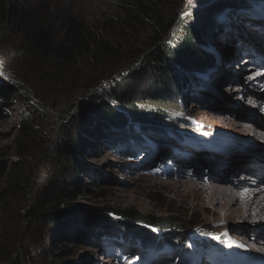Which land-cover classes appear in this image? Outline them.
<instances>
[{
  "label": "rangeland",
  "instance_id": "rangeland-1",
  "mask_svg": "<svg viewBox=\"0 0 264 264\" xmlns=\"http://www.w3.org/2000/svg\"><path fill=\"white\" fill-rule=\"evenodd\" d=\"M205 2V0H158L153 6L159 12V21L144 20L137 24L127 21L126 27L117 28L119 22L117 0H40L33 5L32 13L41 16L59 37H62L71 26H78L85 34L86 44L94 47L93 43L106 41L111 51L109 58L94 57L99 63H103L102 70L89 53L80 55L73 62L68 63L54 78H51L44 59L32 49L27 39L10 31H0V88L7 95L4 100H0V164L5 165V170L0 169V194L7 193L4 201L0 199V252H10L14 258L21 259L24 264H126L127 261L123 260L122 255L134 256L138 253L141 244L144 247H149L147 245L151 244L149 238L144 239L143 236L136 234L137 229H144L154 235L160 233L164 237L176 235L179 239L180 234L186 236L189 241L204 244L206 247H210V243L225 242L227 245L223 251L227 252L229 246L232 249H239L238 244L242 243L240 235L243 233L232 229L235 226L248 228L247 234L250 237L243 243L247 248L240 249L254 252L250 249L258 248L250 244L256 243V241L252 242L255 231L248 227L252 221L227 220L203 212L185 215L174 206L172 201L175 196L172 192L163 186L152 185L144 180L145 176H152L155 180L172 182L176 179L193 178L195 174L204 172L203 170L216 172L214 169L225 176L226 172L223 169L226 164H222L218 159L221 166L218 167L216 162H203L202 157L196 154L176 156L168 148L159 149L151 159L143 162V154L154 152L149 145L140 147L137 143L145 142L146 139H136L137 144L128 135L119 139L122 134L130 131L135 135L142 133L139 126L141 122L139 119L142 118L149 120L144 122L147 124L145 131L155 139L162 137L165 142L166 140L173 142L172 144L167 142L173 147L178 143L174 142L173 131L178 132L179 127H189L191 124L196 128L219 133V137L224 141L232 142L231 145L236 149L237 140L234 133L241 130L233 131L234 127L245 129V133L249 130L251 135H256L257 130L259 137L260 134L261 136L264 134V130L248 122L249 112L246 110L248 108L254 110V107L244 103L247 101V98L242 100L244 92L230 91L226 88L229 83L225 81L230 76L229 71L237 76H242L246 72L244 69L246 64L238 67L235 64L238 60L235 56L240 51L256 50V46L260 49L256 42H253L256 46L252 43L251 34L264 37V21H259L260 23L253 27L246 19H240L243 18L244 13L230 5L233 4V0H222L207 12H204L202 6ZM52 9L60 11L59 21L51 20L49 13ZM177 15L178 19L174 25L164 32L161 24L167 26ZM186 21H190V24L197 23L199 42L206 44L199 46V49L206 58L204 61L210 62L212 59L211 65L189 70L175 67L172 76L174 74L177 76L171 79V74L166 73L168 70L162 69L163 67L157 69L156 66L150 67L141 59L137 63L134 62L132 57L135 52L147 51L151 42L157 38L161 39L160 42L162 39L163 42H167ZM157 34L161 37H157ZM122 46L125 47L121 49ZM258 53L262 56L263 52ZM194 63L196 64L191 62ZM261 63H264V60ZM105 72L112 75L106 76L108 79L101 84L102 89H105L104 95L112 97L114 94L122 95L123 98L137 103L139 112H142L140 117L109 100L107 104L112 106V109L119 110L125 124L117 125L118 127L109 123V125L105 123V126L98 124L96 121L98 115L90 111L88 99L94 94L86 96L83 83ZM201 73L211 76L204 79ZM263 78L255 79L259 83ZM189 80L192 82L190 83ZM250 87L259 95H264V91L260 93L264 86H257L258 89L252 85ZM170 92H176L180 97L176 104L162 107L152 105L154 103L149 96ZM232 96L233 99L234 96L239 98L238 104L233 103L234 100L230 99ZM41 99H44L43 102ZM214 101L219 105L222 101L229 110L221 113L214 107L203 104ZM99 106L103 107L98 105L96 108ZM256 110L258 115V108H255L253 113L256 114ZM29 113L30 117L36 116L31 125L34 133L23 134L22 122ZM88 113L92 117H89ZM259 115L258 117L263 120L261 117L264 118V114H261V117ZM217 116L226 118L225 126H218L219 121L215 120ZM232 121L247 125H234ZM82 130L88 132L87 145L83 151L75 154L81 165L78 168V182L72 186L75 196L70 201L69 218L74 217L82 221L85 215L89 218L91 212L103 214L114 222H125L127 226L108 228L109 232L106 234L108 236L95 241L93 246H89L90 243L85 239L67 242L63 238L64 235L54 241L60 234L59 230L54 228L49 230V236H44L45 241L42 243L45 224L42 221L31 222L30 218L24 217L25 210L33 202L35 193L39 191L52 193L53 187H58V177L54 168L61 165L48 164V157L53 149L51 144L58 142L61 135L73 132L76 135V142L77 136L82 135ZM100 131L109 133L108 138L98 136ZM222 134L225 137H222ZM260 140L263 142L262 139ZM251 141L253 142L252 139ZM160 144L165 145L164 142ZM242 144H246L247 149L240 148L237 149L238 151L235 149L230 156L233 165L228 167L229 175L236 170L238 163L242 164L246 161L252 164L255 156L264 153L262 144L255 145V148L259 146V150L254 154H250L248 150L249 143L243 141L240 145ZM165 161L167 163L165 170L160 169ZM179 161L183 168L187 169L185 175L175 171ZM199 178L205 181L207 176L202 174ZM260 186L263 188L264 184ZM1 196L2 194L0 198ZM108 208L118 212L129 211L140 216H149L156 221L154 224L132 223L116 213L104 215L107 213L104 210ZM256 218L262 220L257 223H264L263 217L256 216ZM68 226L69 224L64 225L63 232L68 230ZM157 227L163 230L160 231L161 228ZM217 235L222 237L218 238ZM177 241L170 244L173 245L174 252L157 256L151 259L150 264H181L183 262L180 258L181 253L177 252L176 248L180 243ZM153 242L155 245L159 244L158 240ZM54 245L61 249L57 252L59 256L56 258L52 257L55 253ZM216 252L218 251L212 249L210 256L213 254L217 256ZM207 254L209 255L208 252ZM224 255L230 260L231 255L229 256L228 253ZM251 259L252 256L248 255V260ZM45 260L53 263H44ZM189 262L191 260L186 259L183 264Z\"/></svg>",
  "mask_w": 264,
  "mask_h": 264
},
{
  "label": "trees",
  "instance_id": "trees-1",
  "mask_svg": "<svg viewBox=\"0 0 264 264\" xmlns=\"http://www.w3.org/2000/svg\"><path fill=\"white\" fill-rule=\"evenodd\" d=\"M39 1L40 0H0V31H10L15 34H20L25 39H27L32 45V49L38 52V55L44 59L45 63L47 64V70H49L51 74V78L57 76L60 71H63L68 63L73 62L80 55H88L89 53L91 54V58H93L97 63V66H99L102 70V68H104L103 63H99V61L95 58H97L98 56L109 58V56H111V51L109 50L110 47H108L107 42L101 41L93 43L95 44L94 47L86 44V38L84 36L85 34L78 26H69L70 28L64 32L63 36L59 37L52 26H48V23L43 20L41 16L36 15V13H32L31 9L34 8L33 5L37 4ZM117 1L119 2L117 3V13L119 15L117 28H123L124 26L126 27L127 21L137 24L138 22H142L144 20L148 22L150 20L156 21L159 19V12L153 6V3L158 2V0ZM246 3L247 2L244 0H233V4L230 5L240 10L246 5ZM49 15L51 16L52 21H59L61 19L60 11L58 9H52ZM177 19L178 15L174 19H172L167 26H163V24H161V28L164 29V32L170 30L171 26L174 25ZM159 23L160 22H158V24ZM199 36L200 34L197 23L192 22L190 24V21H186L183 22L177 33L169 39L170 41L166 40L167 42H163L162 39V42H160L161 39L158 40L157 38L151 42L147 51H140L139 53L135 52V55L132 58L134 59L135 63H137L141 59L142 61L147 62L150 67L156 66V69L163 67L162 69L168 70L166 71V73L169 72L171 74V79H175L177 75L174 74L172 76V74L175 72V67H182L189 70L195 69V67L198 66L205 67L209 64L211 65L212 59L210 62L204 61L206 58L202 56L203 53H201L199 49V46L205 44V42H199ZM157 37L161 36L157 34ZM262 38L263 41L261 42V44L264 46V37ZM124 47L125 46H122L120 48L123 49ZM115 58L118 59L119 57ZM191 62H196V64H191ZM121 66H119L118 69H120ZM111 75L112 74L108 75L105 72L103 74H99L94 79L89 78V82L83 83V89L85 90L84 94L86 96L87 94H94L91 98L89 97L88 99L90 103V111L98 115L96 118L98 124L105 126V123H109L115 124V127H118L119 125H124L125 120L119 114V110H114L112 109V106H109L107 104L109 100L111 102L113 101L115 103H118L126 111L133 113V115H137L140 117L142 115V112H139L140 109L137 103L123 98L122 95L114 94L113 97L104 95L105 89H102L101 84L104 83L105 80L108 79V77ZM6 97L7 95L5 94V91H2L0 88V100H4ZM178 98L180 97L176 92H170L168 94L165 93L164 95L158 94L149 96V99L154 103L152 105L158 107L176 104ZM43 100L44 99H41L42 102ZM40 105L42 106L41 103ZM98 105H102L103 107L101 108V106H99V110H97L98 108H96V106ZM146 105L147 104H145V107H147ZM176 107L178 106L176 105ZM88 116L92 117L89 113ZM259 116L261 117V115ZM35 117V115H31L30 117V113L26 116V120L22 122L21 132H23V134H27L30 132L34 133L33 127L31 125L34 122ZM261 118L264 120L263 117ZM144 119H146L147 121H145ZM139 120H141V122H139V126L141 127L140 131L142 133H146L147 131H145V129L147 128L145 125L147 124H145L144 122H149L148 118H142ZM181 124H183V121L181 122ZM190 127L191 125H189L188 128ZM81 132L82 135H79V137L77 136L76 142V135H74L75 132H73L67 133L64 136L61 135V138L58 142L54 143V145L51 144V147L53 146V149L49 154L48 164H50L51 166L61 165L58 168H54L58 177V187H53L52 193H45L43 191L35 193L33 202L29 205L28 209L25 210L24 217L30 218L31 222L42 221L45 224L43 227V230L45 232L43 234V238H41L42 243H44L45 241L44 236H49V230L54 228L55 230H59L60 233L59 237L55 238L54 241L64 235L63 238L67 242H74L77 239H85L88 243H90L89 246H93V244H95V241H99L101 238L108 236L106 235L109 232L108 228H125V226H127L125 222L117 221V223L109 220V218H106L105 216H103V214H95L91 212V216L88 218L85 215L82 221L74 217L69 218L68 213L71 211L69 209L71 204L70 201H72L75 196L74 191L72 190V186L73 184L76 185V183L78 182V168L81 165L79 159L75 154L76 152L79 153L80 151H83L87 145L86 135L88 134V132L87 130H82ZM103 132L104 131H100L98 136L102 135L107 139V134L109 133ZM125 135H128L131 139L140 136L135 135L130 131L127 132V134H122L119 139H122ZM148 138L153 143L164 142L163 139H161L162 137L158 139L151 137ZM0 169L5 170V165L0 164ZM1 194L2 196L0 199L4 201L7 193L3 195L2 192ZM104 211H107V213H104V215H109V213H116L118 216H122L124 219L131 221L132 223L142 222L145 224H154L156 221L149 216H140L129 211L118 212L110 208ZM65 224H69V228L68 230L63 232V227ZM82 224L84 225L83 227L81 226ZM159 230H163V228ZM136 234L143 236L144 239L149 238V242L152 244L154 243V240L159 241V237H161L164 242L169 244L168 246H170L172 242L177 240L179 241L180 245L185 246L189 241L186 236L180 234L178 235L180 236V239L176 237V235L166 236L167 239H165L166 237H164V235H159V237H157V235H154L149 231L146 232L144 231V229H137ZM180 245H178V247ZM54 248L55 253L52 257L56 258L57 256H59L57 252H59L61 249H59L57 245H54ZM0 253H2L0 254V264H24L21 259L14 258V256L10 252ZM43 262L53 263V261L46 260Z\"/></svg>",
  "mask_w": 264,
  "mask_h": 264
},
{
  "label": "bare ground",
  "instance_id": "bare-ground-1",
  "mask_svg": "<svg viewBox=\"0 0 264 264\" xmlns=\"http://www.w3.org/2000/svg\"><path fill=\"white\" fill-rule=\"evenodd\" d=\"M251 38L253 39L252 43L256 42L258 44V46L260 47L259 50L263 52L262 57H264V46L261 44V42L263 41L261 39L263 38L254 34H251ZM254 46L256 45L254 44ZM244 52L245 55L242 57H240L239 55L235 56V59H238L237 62L241 58H248L252 56L251 51L246 50ZM255 54L259 56V60L257 62L260 64L261 61H263L264 59H261L259 53L255 52ZM219 60L221 61V59ZM235 64L237 63L235 62ZM245 68H249V70L243 73L242 76L233 75L229 71L228 74L230 76L227 80H225L229 83V85L226 88L230 89V91H239L240 93L244 92L242 94V100H245L247 98V101H244V103H248V105L254 107V110L253 108H248L246 110L249 112V117H247L249 119L248 122H251V124H253V126H255L256 128L264 130V121L258 117L257 110L256 114L253 113L255 112V108H258V114L259 111L260 115L264 114V95H259V93H257L255 90H252V88L250 87V85H252L254 88L256 87V89H258L259 87L257 88V86H264V78L258 83L255 79L256 76L253 75V73L257 71L258 73H261L257 78L264 77V73H262L264 72V65L257 67L256 64L248 65V63H246L244 69ZM246 76H250L251 78L247 80ZM263 91L264 89L260 93H263ZM230 99H232V101L234 100V104H238L237 102L239 101V98L237 96H234V99L232 96V98ZM203 104L206 106L210 105V107H214L216 111H219L221 113H225L227 110H229V107L225 106L224 103L222 104V101L220 102V105L219 103H215V101L211 102L210 104L208 102ZM244 117L246 116H243V118ZM225 119V117L217 116L215 120L216 122L219 121L218 126H225ZM232 123L234 125H247L245 123H237L236 121H232ZM234 128L235 129H233V131L237 130L238 132L241 130L238 133H234L236 135L235 138L237 140V149H247L246 144L240 145V143L244 141L246 143H249L248 150L250 154H254L259 150V146L255 148V145H264V134H262V136L260 134L259 137V134L257 135V133H259L257 130L256 135H251V132H249V130H247V133H245V129L241 127L240 129L237 127ZM241 132L243 134H246L247 136L239 134ZM218 135L220 134L218 133ZM223 137L225 136L223 135ZM251 139L253 140V142L251 141ZM260 139H262L263 142H261ZM166 141L171 144L173 143L169 142L168 140ZM227 144H232V142H227ZM230 156L219 158L222 164H226L225 168L223 169L224 172H226L225 176L220 175L219 171L217 169H214L216 170V172H208L206 170H203L204 172L201 171V173L195 174L193 178H188L184 180L176 179L172 182L155 180L154 178H152V176H145L144 180H147L149 184L152 185L163 186L165 189L172 192L175 196L174 200L172 201L174 206L177 207L178 211L185 213V215L190 213L193 214L197 212H203L204 214L210 213L213 216H219L220 218L227 220L243 221L245 219H248L252 221V224L248 227L255 231V233H253L255 238L254 240H252V242L256 241V243L250 244L255 248L258 247V250H250L257 253L259 257L261 256V259L257 260V264H264V223H257V221L262 220L256 218V216H261V218H264V187L262 188L260 186L261 184H264V153L255 156V161L252 164L246 161L242 162V164L238 163L235 168L236 170L229 175L230 170L228 167L233 165V162H231L230 160ZM223 170L221 172H223ZM175 171L176 173L179 172L180 175H185L187 169L183 168L182 163L179 161L177 162V167ZM202 174L203 176H207V179L205 181L199 178L200 176H202ZM232 229H237L238 231H241L243 233L240 235L242 243L237 244L240 248H247L243 243L246 242V240H249L250 238L249 234H247L248 228L235 226L232 227ZM243 249L240 250H242L243 252L247 251ZM228 255H231L229 261H232L234 264H252L250 260L244 258L242 255L236 252H228Z\"/></svg>",
  "mask_w": 264,
  "mask_h": 264
},
{
  "label": "water",
  "instance_id": "water-1",
  "mask_svg": "<svg viewBox=\"0 0 264 264\" xmlns=\"http://www.w3.org/2000/svg\"><path fill=\"white\" fill-rule=\"evenodd\" d=\"M205 1L206 2L202 4V6L204 8V12H207L211 7H214V5L220 3L222 0H205Z\"/></svg>",
  "mask_w": 264,
  "mask_h": 264
}]
</instances>
